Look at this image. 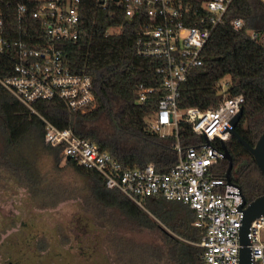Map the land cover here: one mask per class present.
I'll list each match as a JSON object with an SVG mask.
<instances>
[{"label": "trees", "instance_id": "16d2710c", "mask_svg": "<svg viewBox=\"0 0 264 264\" xmlns=\"http://www.w3.org/2000/svg\"><path fill=\"white\" fill-rule=\"evenodd\" d=\"M19 1L24 0H0V5ZM175 1L199 7L204 0ZM81 16L85 36L64 43L62 48L68 69L90 76L95 96L92 108L70 112L60 100L52 99L37 101L31 111L0 85V181H11L42 200L51 197L52 205L60 195L48 185L34 157L37 151L45 150L58 163L61 146L44 143L40 116L58 129L70 128L76 136L108 152L123 167L152 163L156 171L165 172L177 161L175 137H161L149 127L163 94L162 78L156 73L160 61L137 56L132 48L140 20H127L117 7H103L98 0H83ZM234 18L243 22L239 30L229 25ZM189 23L192 25V20ZM111 26H121L120 32L105 37ZM251 30L264 36V2L232 0L203 49L207 59L191 69L180 85L176 105L178 110H204L216 106L223 97L241 94L244 101L235 131L253 146L264 131V41H252ZM10 66V56L0 54L1 77L7 75ZM221 80L227 83L224 92L220 90ZM139 84L154 89L143 103L137 101ZM178 139L182 145H190L199 138L181 121ZM224 146L232 160L229 180L240 188L245 203L264 195V177L248 150L234 136ZM64 163L85 180L95 205L110 211V215L116 214L112 220L116 230H126L130 235L157 234V244H145L133 237L123 239L126 245L119 250V256L124 264L142 261L147 253L162 264H203V250L198 246L203 231L193 226L194 213L188 207L160 197L143 198L138 205L119 190L107 188L95 170L70 160ZM226 168L227 161L220 159L214 175L224 177ZM43 203L46 205V201Z\"/></svg>", "mask_w": 264, "mask_h": 264}, {"label": "built area", "instance_id": "2783aa9c", "mask_svg": "<svg viewBox=\"0 0 264 264\" xmlns=\"http://www.w3.org/2000/svg\"><path fill=\"white\" fill-rule=\"evenodd\" d=\"M103 7H117L127 20H140V30L132 48L137 56L159 60L156 73L162 78L157 108L149 127L161 137L172 128L177 161L165 172L152 163L123 167L96 144L76 136L70 128L58 129L44 123L43 140L60 147L59 158L95 170L105 186L117 189L140 205V198L160 197L178 202L194 213L193 226L203 231L198 246L203 264H240L239 229L242 212L240 188L216 177L214 168L222 158V145L231 136L229 125L243 104V96L223 97L216 106L178 110L180 85L191 69L207 59L203 49L213 28L232 0H204L198 6L175 0H98ZM83 0H24L0 5V54L11 58L0 85L18 102L34 111L40 100H60L70 112H84L95 104L92 81L87 74L72 73L62 45L85 36L81 16ZM198 13V15H197ZM192 20L193 24L189 23ZM234 30L243 26L240 18L229 23ZM111 26L105 37L119 33ZM252 41H264L249 31ZM224 92L227 83H221ZM152 87L137 86V101L145 102ZM185 122L199 139L182 145L178 124ZM224 160V159H223ZM250 264H264V215L249 225Z\"/></svg>", "mask_w": 264, "mask_h": 264}, {"label": "rangeland", "instance_id": "374dc122", "mask_svg": "<svg viewBox=\"0 0 264 264\" xmlns=\"http://www.w3.org/2000/svg\"><path fill=\"white\" fill-rule=\"evenodd\" d=\"M164 132L172 135V128ZM34 158L59 200L52 205L51 197L42 200L11 181H0V264H124L119 256L123 239L157 244L156 233L116 230V214L91 201L85 180L64 159L57 163L45 150ZM147 254L130 264H162Z\"/></svg>", "mask_w": 264, "mask_h": 264}, {"label": "water", "instance_id": "95a60500", "mask_svg": "<svg viewBox=\"0 0 264 264\" xmlns=\"http://www.w3.org/2000/svg\"><path fill=\"white\" fill-rule=\"evenodd\" d=\"M240 117H241V110L235 115V117L231 121L229 125V132L231 136H234L252 155L259 172L264 177V131L259 135L253 146L247 144L235 131V126L239 121ZM222 149H223L222 158L226 160L228 163L224 177L228 183H231L229 180V172L232 167V160L224 144L222 145ZM66 160H68V158H66ZM240 195H241L240 209L242 212V219H241V227L239 229V242L241 244L239 262L240 264H250V250L247 247L248 228L253 219L261 215H264V195L254 198L248 204L245 203V199L242 192H240Z\"/></svg>", "mask_w": 264, "mask_h": 264}, {"label": "flooded vegetation", "instance_id": "af4514ba", "mask_svg": "<svg viewBox=\"0 0 264 264\" xmlns=\"http://www.w3.org/2000/svg\"><path fill=\"white\" fill-rule=\"evenodd\" d=\"M226 161V160H225ZM228 164V163H227ZM231 170V169H230Z\"/></svg>", "mask_w": 264, "mask_h": 264}]
</instances>
